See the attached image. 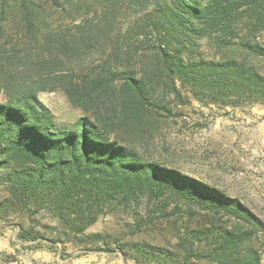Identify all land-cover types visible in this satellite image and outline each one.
<instances>
[{
    "label": "trees",
    "instance_id": "obj_1",
    "mask_svg": "<svg viewBox=\"0 0 264 264\" xmlns=\"http://www.w3.org/2000/svg\"><path fill=\"white\" fill-rule=\"evenodd\" d=\"M97 1L109 4L100 11L105 24L95 30L102 36L94 37L90 30L85 36L70 34L67 40L63 37L67 35L49 28L46 20L48 12L60 7V0H0V30L14 24L18 37L15 44L7 41L10 48L0 46V187L5 194L0 217L48 211L63 228L62 241L71 242L110 208L145 204L148 212L156 202L172 200L177 210L184 205L189 213L198 209L230 220L218 226L210 218L208 226L186 229L174 251L146 242H125L117 248L125 259L136 264H260L253 245L260 222L238 201L159 163L143 161L120 144L116 135L110 136L111 126L141 127L148 107L154 106L150 95L157 89L180 99L176 82L208 103L264 100V74L256 68L241 60H205L193 54L194 41L209 38L264 59V0H144L148 15L144 23L135 22L134 28L138 35H156L157 43L151 49L153 59L141 65V73L129 64L120 71L109 63V72L102 68L77 82L68 75L64 83L69 101L83 105L87 99L104 95L107 75L109 86L117 79L121 82L119 90L109 91L107 97L109 112L117 119L111 122L109 117V135L99 125V112L93 113V122L82 117L71 127L58 126L36 96L54 88V84L48 86L51 79L44 65L57 63L50 59L61 60L58 48L73 58L79 42L114 39L122 1ZM126 32L116 41L130 38L132 28ZM117 49L131 61V44ZM18 228L22 241L45 239L34 226ZM86 237L101 240L105 246L89 251L111 252L106 236Z\"/></svg>",
    "mask_w": 264,
    "mask_h": 264
},
{
    "label": "rangeland",
    "instance_id": "obj_2",
    "mask_svg": "<svg viewBox=\"0 0 264 264\" xmlns=\"http://www.w3.org/2000/svg\"><path fill=\"white\" fill-rule=\"evenodd\" d=\"M121 1L122 15L114 25V39L109 42V37H96L89 43L79 42L76 45L78 55L73 58L62 53L64 48H58L56 52L61 60L50 59L49 62L57 63L44 65V72L51 79L47 82L48 86L54 84V88L39 91L36 96L58 126L71 127L82 117L90 118L93 122V113L99 112V125L105 127L109 135V117L112 113L109 112L107 97L109 91L119 90L121 82L117 79L109 86L107 75L104 95L87 99L82 102L83 106L69 101L64 90L66 76L70 75L77 82L102 68H108L109 72V63L113 69L118 70L119 67L120 71L125 64H129L135 68L132 70L141 73V65L153 59L151 49L156 46V35H138L134 28L135 22H145L148 15L146 1ZM105 4L97 0H60V7L48 12L50 18L46 20L49 28L67 35L63 36L67 40L71 38L70 34L85 36L90 30L94 37H100L102 33L95 30L105 24L100 13L101 9L109 6L108 2ZM129 27L132 28L130 38L116 41L118 35L124 37ZM4 29V32L0 30V46L10 48L8 40L14 44L18 41L17 28L14 24H8ZM194 42L193 54L196 58L241 60L264 74V59L249 55L238 46H224L209 38ZM125 44L132 45L131 61L123 55V51L117 49ZM117 78L122 77L118 75ZM176 87L180 99L157 89L150 95L154 106L148 107L141 127L116 129L111 126L113 133L110 137L116 135L120 144L129 147L143 161L159 163L238 201L260 222L261 229L253 245L260 257V264H264V100L254 102L243 99L227 105L208 103V100L196 99L179 82H176ZM0 101H3L1 93ZM114 118L116 116H112L110 121L117 120ZM4 197L0 187V200ZM175 206V201L163 200L156 202L148 212L145 204L139 208H110L85 230L83 236L71 242L62 241L65 240L61 234L63 228L48 211L41 210L30 216L27 213L5 214L0 217V264H136L130 258L125 259L117 248H121L125 242H146L174 251L178 236L183 235L186 229L208 226L210 218L218 226L230 220L228 217H211L198 209H192L189 213L184 205H178L180 210H177ZM19 225L25 229L34 226L45 239L20 240ZM47 226L57 227L58 230L52 231ZM12 234L14 237L9 239ZM93 234L107 237L110 253L88 250L105 247L101 240L91 241L86 237Z\"/></svg>",
    "mask_w": 264,
    "mask_h": 264
},
{
    "label": "crops",
    "instance_id": "obj_3",
    "mask_svg": "<svg viewBox=\"0 0 264 264\" xmlns=\"http://www.w3.org/2000/svg\"><path fill=\"white\" fill-rule=\"evenodd\" d=\"M0 234H1V233H0ZM3 236H4V234H3ZM13 237H14V234H12V236H11L9 239H12ZM9 239H8V240H9Z\"/></svg>",
    "mask_w": 264,
    "mask_h": 264
}]
</instances>
